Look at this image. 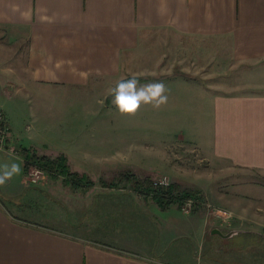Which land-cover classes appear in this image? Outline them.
<instances>
[{
	"label": "crops",
	"instance_id": "obj_1",
	"mask_svg": "<svg viewBox=\"0 0 264 264\" xmlns=\"http://www.w3.org/2000/svg\"><path fill=\"white\" fill-rule=\"evenodd\" d=\"M163 36L171 37L169 44L176 59L184 38L198 45L202 42L208 44L204 46L228 50L236 68H243V89L208 95L188 85L189 102L185 106L190 111H207V130L202 141L195 136L192 140L204 155L230 166L264 173V0H0V95L9 80L18 85L23 81L30 94L44 98L59 96L61 91L63 95L68 90L92 88V92L101 82L116 84L133 76L142 83L151 81L168 70L163 66ZM170 83L166 82V94L172 103L162 107H176L182 95L183 91ZM106 94L110 95L105 92L103 96ZM96 98L99 104L100 92ZM5 99L11 100L9 96ZM148 107L145 105V110L149 111ZM9 112L5 113V134L13 141L18 139V149L32 148L50 160L64 156L70 168L65 150L53 156L51 150H44V144H27L34 135L25 140L15 136L17 119L13 117L14 111ZM30 114L36 117L33 111ZM66 129L61 124L57 127L60 132H67ZM47 130L50 132L49 126ZM80 152L83 158L92 159L89 157L93 154L81 149ZM3 153L0 147V164L16 159L22 165L23 183L24 160L19 155L5 154L6 159L1 158ZM70 170L90 179L85 170ZM4 186H0V264H164L169 249L165 244L158 245L155 236L145 240L121 239L112 231L116 224L105 222L112 214L94 213L96 216L90 220L97 221L96 233H87L89 227L82 225L80 208L92 207L96 202L110 203L107 198L117 201L120 213L124 208H142H134L131 200L122 203L109 197L111 193H104L108 189L95 188L93 184L79 189L61 181L60 189L51 183L39 189L23 183L22 194L29 196L27 202L43 201L44 194L64 206L59 211L58 226L52 227L44 221L25 220L30 214L26 201L12 202ZM164 211L166 216L167 212L177 214L166 208ZM192 221L196 226L190 242L201 257L191 264H242L236 256L228 261L217 257L222 256L217 251L219 243L214 244L210 236L207 239L202 234L199 220ZM251 226L256 227L245 224L244 230L256 233ZM231 251L234 249L221 253Z\"/></svg>",
	"mask_w": 264,
	"mask_h": 264
},
{
	"label": "rangeland",
	"instance_id": "obj_2",
	"mask_svg": "<svg viewBox=\"0 0 264 264\" xmlns=\"http://www.w3.org/2000/svg\"><path fill=\"white\" fill-rule=\"evenodd\" d=\"M160 38H163L162 48L166 53L163 66L166 65L168 70L159 73L153 80H162L165 84L170 81L183 91L177 99L178 104L175 103L176 107L155 109L150 105L148 111L143 105L135 115L128 116L120 114L112 104L111 94L103 96L115 86L111 82L99 83L98 89L92 92H89L92 88L68 90L69 93L61 95V91L59 96L44 98L30 94L22 85L23 81L18 85L9 80L3 86L4 96L0 95V101H3L0 106V147L4 152L1 158H5V154L17 156L18 139L13 141L10 135L7 138L5 134V113L14 111L13 117L17 119V126L13 125L15 136L25 140L34 135L30 139L32 142L27 144L37 147L44 144V150H51L53 156L65 150L64 153L69 155L70 168L88 173L92 180L81 179L79 186L82 187L79 189L91 187L87 182L89 180L95 188L108 189L104 193H111L109 197L120 199L122 203L131 200L136 206L134 208L142 207L137 211L124 208L120 213L117 201L107 198L110 203L96 202L92 207L80 208L82 225L89 227L87 233L97 232L94 231L97 221L90 220L96 216L94 213L112 214L105 222L116 224L112 231L121 239L145 240L155 236L158 245L163 243L169 248L163 258L164 264H191L193 259L201 257L194 250L193 241L190 242L195 235L194 218L199 220L202 234L207 239L211 237L214 244L219 243L217 251L222 256L217 257L228 261L231 256H236L242 264H264V173L230 166L204 155L192 140L195 136L202 141L203 133L207 130V111H190L185 106L189 102L188 85L190 88L194 85L195 89L208 95L243 89V68H236L228 50L204 46L207 43L202 42L198 45L184 38L177 48L176 56L179 58L176 59L169 44L171 37ZM21 72L26 73L22 68ZM97 92H100L99 104ZM5 96L11 100L7 101ZM171 103L172 100L168 99L167 105ZM32 111L35 118L30 114ZM60 124L62 128H67V132L57 130ZM36 140L44 142L38 143ZM80 149L93 154L89 157L92 159L83 158ZM30 151L42 155L32 148ZM13 161L20 163L16 159ZM32 170L43 173L34 175ZM162 176L168 178L169 185L154 188L153 181ZM23 179L24 184L39 189L47 183L61 188V177L52 179L36 167H29ZM23 183L21 170L4 187H7L8 191L5 192L12 202L26 201L30 214L28 219L24 217L25 220L34 219L44 221L48 226H58L59 211L64 210V206L52 200V196L44 194L41 195V199L45 198L43 201L27 202L29 196L22 194ZM148 183L166 193L162 196L168 202L165 208L177 214H162L164 209L157 207L152 195L145 189ZM168 190L171 191L170 195L167 194ZM187 201L192 203L190 207L186 205ZM68 217L70 223L69 214ZM98 222H103V216ZM245 224L256 226L251 228L257 232L245 230L227 239L211 234L213 229H219L224 234L244 230ZM232 248L234 251L230 253H221ZM204 250L202 255L205 254ZM170 253H176V256L172 257Z\"/></svg>",
	"mask_w": 264,
	"mask_h": 264
},
{
	"label": "clouds",
	"instance_id": "obj_3",
	"mask_svg": "<svg viewBox=\"0 0 264 264\" xmlns=\"http://www.w3.org/2000/svg\"><path fill=\"white\" fill-rule=\"evenodd\" d=\"M112 104L122 115H135L142 105L159 109L168 103V89L162 80L141 82L140 79H120L110 90ZM21 165L17 162L0 164V186H4L14 176L20 174Z\"/></svg>",
	"mask_w": 264,
	"mask_h": 264
},
{
	"label": "trees",
	"instance_id": "obj_4",
	"mask_svg": "<svg viewBox=\"0 0 264 264\" xmlns=\"http://www.w3.org/2000/svg\"><path fill=\"white\" fill-rule=\"evenodd\" d=\"M17 155H19L24 160L25 171L29 167H36L42 169L46 172L52 179H57L61 177L63 185H69L73 188H81L80 185L81 179L84 180V175H78L77 173L70 172L69 166L67 165L66 158L64 156H58L54 160H50L46 156H39L35 153H31L28 149L19 148L17 151ZM133 178L134 177H130ZM89 186H92V182L87 181ZM147 192L152 195L153 200L159 206L160 209H164L168 202H165L162 199L163 195L166 193H162L161 191L154 189L151 183H148L145 187ZM170 190L167 191V194L170 195Z\"/></svg>",
	"mask_w": 264,
	"mask_h": 264
},
{
	"label": "built area",
	"instance_id": "obj_5",
	"mask_svg": "<svg viewBox=\"0 0 264 264\" xmlns=\"http://www.w3.org/2000/svg\"><path fill=\"white\" fill-rule=\"evenodd\" d=\"M11 150L13 152V149H11ZM31 173L34 175H38V174L43 173V172H41L39 170H34V171L32 170ZM33 182H34V180H33ZM152 184H153V186H155L154 188H163V187H166L169 185V180L166 176H162L159 179L154 180ZM186 205L188 207H190L192 205V203L190 201H187Z\"/></svg>",
	"mask_w": 264,
	"mask_h": 264
},
{
	"label": "water",
	"instance_id": "obj_6",
	"mask_svg": "<svg viewBox=\"0 0 264 264\" xmlns=\"http://www.w3.org/2000/svg\"><path fill=\"white\" fill-rule=\"evenodd\" d=\"M241 232H245V230L231 231V232H229V233L224 234V233H222V231H220L219 229H213V230L211 231V234H212V235H217V236H219V237H221V238H223V239H227V238H230V237H232V236H234V235H237V234H239V233H241Z\"/></svg>",
	"mask_w": 264,
	"mask_h": 264
}]
</instances>
